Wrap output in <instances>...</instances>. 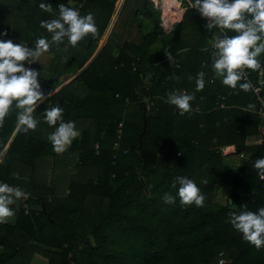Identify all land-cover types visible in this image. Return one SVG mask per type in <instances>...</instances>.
<instances>
[{"label":"trees","instance_id":"1","mask_svg":"<svg viewBox=\"0 0 264 264\" xmlns=\"http://www.w3.org/2000/svg\"><path fill=\"white\" fill-rule=\"evenodd\" d=\"M118 1L0 0V31L7 33L2 38L14 43L32 47L36 37L50 36L40 21L53 15L39 7L41 2L50 3L54 13L60 3L82 15L92 12L97 25V34L75 48H51L56 56L65 50L53 69L26 65L40 71L42 91L52 93L37 106V128L16 132L15 112L0 128V155L9 143L0 180L29 193L28 211L21 198L11 206L15 216L0 223V264H32L36 255L48 264H218L221 253L227 264H264V248L257 250L227 222L229 212L241 206L252 211L264 206V180L252 167L264 156L259 104L251 91L213 79L207 51L212 33L188 2L182 20L167 30L163 14L167 22L180 18L161 15L152 0H133L126 22L135 23L142 40L114 47V32L98 50ZM127 2L120 7L122 20ZM198 71L206 73V85L191 103L202 111L180 115L166 95L173 89L193 92ZM64 75L75 76L61 86ZM221 102L226 108L217 106ZM53 105L63 107L65 120L80 130L62 153L53 151L48 136L54 128L43 121V110ZM249 139L261 143L248 145ZM241 143L240 152L221 151ZM236 154L244 157L230 164ZM177 175L197 182L205 195L202 207L182 206L178 198L163 202L166 192L175 194ZM224 187L229 192L220 197Z\"/></svg>","mask_w":264,"mask_h":264},{"label":"clouds","instance_id":"2","mask_svg":"<svg viewBox=\"0 0 264 264\" xmlns=\"http://www.w3.org/2000/svg\"><path fill=\"white\" fill-rule=\"evenodd\" d=\"M39 7L52 13L53 18L40 21V27L50 36L36 37L34 46L3 39L7 33L0 31V128L4 126L6 117L15 112V131L18 133H28L37 128L41 123L35 114L37 106L49 97V93L45 94L41 89L40 71L26 65L37 61L51 48L62 44L75 48L89 34H97L92 12L82 15L78 8L63 3L57 5L58 12L55 13L50 3L41 2ZM189 7L205 21L202 27L212 33L207 51L213 79L233 90L246 93L252 90L248 70L264 72V0H190ZM205 77L204 71H198L193 92L173 89L167 93L166 102L175 106L180 115L189 113L195 92L205 88ZM207 82L212 83L213 80ZM248 107L251 109L254 106L250 104ZM43 121L54 128L48 140L56 153L66 151L80 135L75 121L65 120L64 108L59 105L46 107ZM252 167L264 179V156L255 158ZM201 183L206 181L201 180ZM172 187L176 189L175 194L166 192L162 197L164 203L174 204L178 198L182 206L193 203L197 207L204 205L205 195L193 179L177 175ZM28 196L29 193L22 188L0 180V223L14 217L16 209L11 206ZM227 222L257 250L264 248V206L255 211L241 206L229 212Z\"/></svg>","mask_w":264,"mask_h":264},{"label":"rangeland","instance_id":"3","mask_svg":"<svg viewBox=\"0 0 264 264\" xmlns=\"http://www.w3.org/2000/svg\"><path fill=\"white\" fill-rule=\"evenodd\" d=\"M121 1L122 0H120L119 1V4L121 3ZM133 0H128V2H127V4H126V7H125V10H124V13H127V15L126 16H124L123 17V20L121 21V17L119 16L118 17V19H117V28L120 30V29H122V26L125 24V23H127L126 22V18L128 17V13L134 8V7H132L133 6V4H134V2H132ZM154 2H155V5H156V7L158 8V9H160L161 10V15H162V7H163V1L162 0H154ZM186 2H187V0H183V3H181V6H182V8H185L184 7V5L186 4ZM165 6V5H164ZM168 10V9H167ZM142 13H144V12H142ZM166 14H167V12H166ZM120 15H122V14H120ZM169 15H173L175 18H181V16L182 15H178V14H176V13H173V12H170V14ZM114 21V20H113ZM113 21H112V23H113ZM121 22H122V25H121ZM175 22H178L177 20L175 21ZM112 23H111V25H112ZM128 24V29H127V32H126V34H127V37H125L126 39H129V41H133V40H142V35L140 34V32L138 31V29H136V27H135V23H133L132 22V24L130 23V25H129V23H127ZM113 29V28H112ZM111 29V30H112ZM110 30V31H111ZM119 30H117V32L119 33L120 31ZM109 30L107 31V33H106V35L105 36H103V38H102V40H101V42L100 43H102V42H107L108 41V37L111 35V34H109V32H110ZM112 37V36H111ZM124 38V39H125ZM110 39V38H109ZM65 47H68V46H65ZM113 47V46H112ZM111 47V48H112ZM63 52H65V50L64 49H62V51H60L59 53H62L63 54ZM59 53L57 54V56L56 55H53V53L51 52V51H49L48 53H45V54H43V55H41L39 58H37V61H34L33 63H38L40 66H42V67H50L51 69H53L54 67H56V62H55V59H58L57 57L58 56H60L59 55ZM69 54L67 53V54H65L64 56H67V57H69L68 56ZM62 57V59H63V61H66V57ZM75 75H68V77H66L65 75L63 76L64 78H63V82H62V85L61 86H63V85H66L73 77H74ZM60 86V87H61ZM60 87H58L53 93H55V92H57L59 89H60ZM259 142V143H261V139H250V140H248L247 141V144L248 145H250V144H252L253 142ZM251 142V143H250ZM231 151H233V150H231ZM235 151V150H234ZM234 153V152H233ZM241 155H234V156H232V157H230L229 158V163L230 164H237L238 163V161H239V157H240ZM57 175H58V173H56ZM59 176V175H58ZM65 177L66 176H63V177H61V178H63V179H65ZM226 194V191H224V188H220V190H219V195H221L220 197H224V195ZM224 199V198H223ZM37 256V255H36ZM40 256V255H39ZM47 261L48 260H46L45 262L47 263Z\"/></svg>","mask_w":264,"mask_h":264},{"label":"built area","instance_id":"4","mask_svg":"<svg viewBox=\"0 0 264 264\" xmlns=\"http://www.w3.org/2000/svg\"><path fill=\"white\" fill-rule=\"evenodd\" d=\"M187 2L189 4L190 0H187ZM172 59L174 60V58H172ZM248 73H249V79L251 80V82L253 84V88L250 91L253 94L255 101L259 104L258 112L260 114V117L264 121V72H253L251 70H248ZM145 102H147V104L149 103L148 104L149 106L154 105L148 98H145ZM217 106L221 107V108H226V105L222 102L218 103ZM201 111H202V109H201L200 105H194V106H192L191 111L189 113L183 114V116L191 117L194 114L200 113ZM123 126H124V122H121L119 129L117 131V139L118 140L115 142V148L116 149H119V147H120V140H121L122 134H123ZM230 147H233V148L230 149ZM96 149H97V153H98L99 152V144L98 143L96 144ZM231 150H233V151H231ZM221 151H223L224 154L236 152V145H232V146H229L226 148H221ZM0 157H1V155H0ZM240 157H244L243 154H241ZM260 180H264V179L260 178ZM12 186H14V185H12ZM27 199H28V197L26 199H24V202H25L24 208L26 209V211H28V205L26 204ZM227 262H228L227 258L225 257V255L223 253H221L220 257L218 258V264H227Z\"/></svg>","mask_w":264,"mask_h":264},{"label":"crops","instance_id":"5","mask_svg":"<svg viewBox=\"0 0 264 264\" xmlns=\"http://www.w3.org/2000/svg\"><path fill=\"white\" fill-rule=\"evenodd\" d=\"M119 1H120V0H119ZM119 1L117 2L116 10H115L114 15H113V17H112V19L114 18V21H113L112 25H111V23H110V25H109V27H108V29H107V31H108V30L110 31V30L113 28V29L109 32V34H112V33H114V32H117V30H119V29L117 28V22H116V21H117V19H118L119 16L121 17L120 14H122V13L120 12V7H121V5H122L123 0L121 1L120 4H119ZM152 1L154 2V0H152ZM154 4H155V2H154ZM155 6H156V5H155ZM186 9H187L186 7L183 8L182 16H181V18L178 19L177 21H181V20H182L183 15H184ZM162 11H163L165 14H166V12H167V10L165 9V6H164V5H163V7H162ZM162 16H164V15H162ZM121 21H122V17H121ZM111 22H112V21H111ZM174 23H176V22H175V21H174V22H167L166 19H164V23H163V19H162V25H163L164 28L167 29V30H169V29L172 27V25H173ZM164 24H166V25L171 24V25H170L169 27H167V26L164 25ZM121 25H122V22H121ZM127 29H128V24L125 23V24L122 26V29L119 30L120 32L118 33V36L115 37V38H117V42L114 43V47H115V46L117 47V44H118V43H123V42L129 41V39H126V38H125V37H127V34H126ZM107 31H106V33H107ZM106 33H105V35H106ZM105 35H104V36H105ZM124 38H125V39H124ZM104 45H105V42L100 43V46H99L98 50L101 49ZM94 56H95V55H94ZM94 56H92V58H90V60L88 61V63H89L90 61L93 60V57H94ZM51 94H52V93H51ZM51 94H49V95H51ZM249 140H250V139H249ZM10 141H11V139H10ZM250 143H251V142H250ZM253 143H259V142L256 141V142H253ZM253 143H252V144H253ZM8 147H9V143L7 144L5 150L2 152L1 157H0V161H1L3 155L5 154V152H6V150H7ZM224 191H226V194H225V195H227L228 192H229V188H225V187H224ZM225 195H224V196H225ZM46 260H47L46 258L37 255V256H35V258H34L32 264H48V261H47V263L45 262Z\"/></svg>","mask_w":264,"mask_h":264},{"label":"bare ground","instance_id":"6","mask_svg":"<svg viewBox=\"0 0 264 264\" xmlns=\"http://www.w3.org/2000/svg\"><path fill=\"white\" fill-rule=\"evenodd\" d=\"M164 5H165V9L167 10V14L169 15L170 12L176 13L178 15H182L183 12V8L181 6V3L177 0H162ZM163 14V13H162ZM164 15V14H163ZM165 19V16H163ZM233 147H230V149H232Z\"/></svg>","mask_w":264,"mask_h":264},{"label":"water","instance_id":"7","mask_svg":"<svg viewBox=\"0 0 264 264\" xmlns=\"http://www.w3.org/2000/svg\"><path fill=\"white\" fill-rule=\"evenodd\" d=\"M177 1H179L180 3H183V0H177ZM162 19H163V16H162ZM145 130H146V122H145V124H144V130H143V133L145 132ZM143 133H142V134H143ZM141 136H142V135H141ZM141 136H140V139H141ZM141 146H142V143H141V141H140V144H139V147H138V151H137L138 154H140L139 149L141 148ZM243 146H244V144H242V143L236 145V151L240 152V151L242 150ZM231 201H232V200H231Z\"/></svg>","mask_w":264,"mask_h":264}]
</instances>
